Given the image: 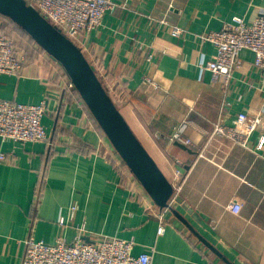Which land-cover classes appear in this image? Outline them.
Listing matches in <instances>:
<instances>
[{
  "label": "crops",
  "instance_id": "1",
  "mask_svg": "<svg viewBox=\"0 0 264 264\" xmlns=\"http://www.w3.org/2000/svg\"><path fill=\"white\" fill-rule=\"evenodd\" d=\"M113 1L119 6L82 35L80 47L165 177L173 184L178 172L185 176L164 211L166 230L158 234L162 208L85 104L65 89L63 67L37 42L22 38L25 64L19 74L0 73V97L30 104L47 98L42 122L50 139L0 138V151L13 153L12 161H0V264H22L29 235L70 242L81 227L86 241L134 238V254H151L153 264H264V143L253 148L261 131L252 134L250 148L224 137L209 139L220 117L231 123L237 111L264 110V71L244 49L229 84L214 82L202 65L216 48L200 37L236 16L252 21L264 0ZM174 26L183 29L179 36ZM148 76L158 87L143 82ZM186 119L190 143L170 142ZM235 200L242 204L239 213L228 207Z\"/></svg>",
  "mask_w": 264,
  "mask_h": 264
},
{
  "label": "built area",
  "instance_id": "2",
  "mask_svg": "<svg viewBox=\"0 0 264 264\" xmlns=\"http://www.w3.org/2000/svg\"><path fill=\"white\" fill-rule=\"evenodd\" d=\"M26 2L60 27L63 33L79 46L82 35L98 28L105 14L119 6V3L113 0H26ZM182 32L183 29L179 26L172 29L175 36ZM200 37L216 48V56L202 65L203 69L212 73L214 82H221L225 86L229 84L234 71L242 66L241 52L244 49L254 53L255 67L264 71V8L250 22L236 16L221 29L206 31ZM25 61L24 54L12 34L8 31L0 33V73L19 74ZM143 82L158 87L150 76L145 77ZM65 86V89L74 91L75 85L68 75ZM229 107L230 103L227 102L226 108ZM47 111V98H43L39 103L30 104L0 97V138L2 141L21 143H49L50 138L42 122ZM188 123L189 120L186 119L176 125L169 141L190 143L191 140L184 136ZM256 131H261L260 138L253 148L260 149L264 143V110L253 114L247 110H240L236 112L231 123L224 117L214 122L209 139L224 137L233 143L250 148L252 147L250 138ZM12 154L0 151V161H12ZM177 174L170 205L175 200L185 177L180 172ZM228 207L234 213H239L242 204L235 200ZM167 208L158 213V234H164L166 230L164 211ZM71 211L72 213L76 211L75 205H72ZM59 222L63 223L64 218L61 217ZM84 232L85 228L81 227L73 241L68 242L64 237H58L54 243L38 240L34 235H29L25 239L26 252L22 264H153L151 254L146 252L134 254L137 244L134 238L100 235L93 241H86Z\"/></svg>",
  "mask_w": 264,
  "mask_h": 264
},
{
  "label": "water",
  "instance_id": "3",
  "mask_svg": "<svg viewBox=\"0 0 264 264\" xmlns=\"http://www.w3.org/2000/svg\"><path fill=\"white\" fill-rule=\"evenodd\" d=\"M0 14L13 20L63 67L131 172L160 208L171 207L173 184L135 135L81 47L26 0H0ZM172 211L211 246L179 212ZM215 252L221 255L216 249Z\"/></svg>",
  "mask_w": 264,
  "mask_h": 264
},
{
  "label": "trees",
  "instance_id": "4",
  "mask_svg": "<svg viewBox=\"0 0 264 264\" xmlns=\"http://www.w3.org/2000/svg\"><path fill=\"white\" fill-rule=\"evenodd\" d=\"M0 16L4 19V20H2V23H1V25H4L3 27L2 26H0V33H2V32H7V29L8 28H12V31H13V33L14 32H18V37H20V40H22V38H28L30 41H32V42H36L26 31H24L21 27H19L13 20H11L10 18H8V17H6V16H4V15H2V14H0ZM54 24V23H53ZM56 25V24H55ZM66 35V34H65ZM67 36V35H66ZM68 37V36H67ZM72 40V39H71ZM16 43H17V45H18V47L19 48H22L21 46H22V44L21 43H19V42H17L16 41ZM80 47V46H79ZM82 49V48H81ZM64 70V69H63ZM65 71V70H64ZM65 73H66V71H65ZM67 74V73H66ZM74 95L75 96H77V98L78 99H80V101H82L84 104H85V107H86V109H88V111H89V114H90V116L94 119V121H95V123H96V126L98 127V129H99V131L102 133V134H104V135H106V133L104 132V130L101 128V126L98 124V122H97V120L95 119V117L93 116V114L91 113V111L89 110V108H88V106H87V104L84 102V100H83V98L81 97V95H80V93H79V91H78V89L75 87L74 88ZM110 95H111V97H112V99L114 100V102L116 103V105H117V99H116V97H114L113 95L114 94H111V93H109ZM118 106V105H117ZM119 108V107H118Z\"/></svg>",
  "mask_w": 264,
  "mask_h": 264
},
{
  "label": "rangeland",
  "instance_id": "5",
  "mask_svg": "<svg viewBox=\"0 0 264 264\" xmlns=\"http://www.w3.org/2000/svg\"><path fill=\"white\" fill-rule=\"evenodd\" d=\"M0 19H3V18L0 16ZM0 26L3 27L4 25H1V24H0ZM7 31H8L9 33L12 34V36L16 39L17 42H19V43H21V44L24 45V42H22V40H20V37H18L19 34H18L17 31L13 33L12 28H8ZM77 45H78V44H77ZM78 46H79V45H78Z\"/></svg>",
  "mask_w": 264,
  "mask_h": 264
}]
</instances>
